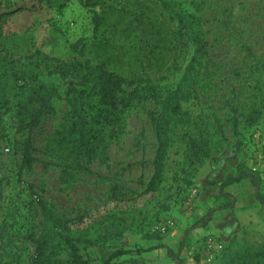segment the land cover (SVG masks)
<instances>
[{"label":"rangeland","instance_id":"obj_1","mask_svg":"<svg viewBox=\"0 0 264 264\" xmlns=\"http://www.w3.org/2000/svg\"><path fill=\"white\" fill-rule=\"evenodd\" d=\"M95 14L104 19L97 32ZM198 29L225 81L182 102L162 180L142 195L156 149L146 113L159 102L96 124L86 79L103 64L126 92L148 86L161 97L179 83ZM26 75L51 105L32 131ZM0 96V264H29L31 235L41 234L42 214L22 182L71 221L69 236L93 264L103 263L100 247L142 250L112 264H242L264 242V218L219 203L234 174L244 193L248 180L264 179V0H0ZM89 129L100 130L93 156L51 150L60 136ZM209 237L222 250H206ZM65 253L53 242L44 264H69Z\"/></svg>","mask_w":264,"mask_h":264},{"label":"trees","instance_id":"obj_2","mask_svg":"<svg viewBox=\"0 0 264 264\" xmlns=\"http://www.w3.org/2000/svg\"><path fill=\"white\" fill-rule=\"evenodd\" d=\"M103 21L104 19L100 14L94 15V31L99 30ZM191 42L193 51L183 69L179 83L174 89L165 90L161 97L158 96V89L155 87L136 85L126 92L122 89V85L126 81L116 73L107 72L102 67L103 64H100L101 67L98 68V73L94 77L86 79V82L95 89L97 97V106L92 108L95 110L93 112L96 124H100L102 120L105 122L115 121L119 114L126 110L142 111L150 98L159 102L157 111L146 113L153 128L156 149L151 161L152 174L141 192L142 195L154 193L162 180L169 137L174 130L173 123L179 120L183 114L182 102L189 99L199 101L203 89L216 87L218 78L225 81L226 75L221 71H216V63L210 58L207 41L199 29L192 30ZM26 78L27 81L22 85V94L26 103L22 105V108L26 110L29 107L27 125L32 131L43 123V118L51 110V105L49 99L42 94L41 87L35 84L34 79L31 76ZM91 132L90 129L86 130L82 132L80 137H71L68 140L64 136H60L51 144V150L57 153H65L66 158H68L71 156L72 150L76 148L77 156L89 158L99 150L101 144V137L98 135L100 130L98 129L90 136L89 133ZM87 134L88 137L86 138L85 135ZM28 148H30L29 141L26 144V149ZM78 149L81 152L77 151ZM22 183L43 217L41 234L38 237L31 235L34 250L29 264H44L53 242L62 245L69 264H93L87 259H83L79 254L75 240L69 236L71 221L57 216L49 208L43 197L45 193L43 190L35 188L32 184ZM100 252L103 259L102 264H112L113 261L123 256L139 255L142 250L119 248L110 251L105 247H100ZM242 264H264V242L257 245L251 253L245 255Z\"/></svg>","mask_w":264,"mask_h":264},{"label":"crops","instance_id":"obj_3","mask_svg":"<svg viewBox=\"0 0 264 264\" xmlns=\"http://www.w3.org/2000/svg\"><path fill=\"white\" fill-rule=\"evenodd\" d=\"M239 175L234 174L226 186L223 188L222 194L219 198V203L222 204L224 212L240 210L243 206L251 207L249 213L253 212V217L262 220L264 218V179L263 181L248 180L252 184V191L244 193L240 179L237 180ZM248 213V214H249ZM247 214V215H248Z\"/></svg>","mask_w":264,"mask_h":264},{"label":"built area","instance_id":"obj_4","mask_svg":"<svg viewBox=\"0 0 264 264\" xmlns=\"http://www.w3.org/2000/svg\"><path fill=\"white\" fill-rule=\"evenodd\" d=\"M257 170V167L254 166L251 168L252 173H255ZM204 245L206 250L211 252H219L223 248V243L220 239L209 237L204 241Z\"/></svg>","mask_w":264,"mask_h":264}]
</instances>
